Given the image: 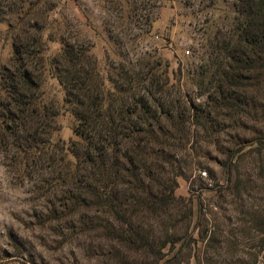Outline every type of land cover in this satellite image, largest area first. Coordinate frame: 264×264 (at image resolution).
<instances>
[{
	"label": "rangeland",
	"instance_id": "1",
	"mask_svg": "<svg viewBox=\"0 0 264 264\" xmlns=\"http://www.w3.org/2000/svg\"><path fill=\"white\" fill-rule=\"evenodd\" d=\"M237 2L41 0L32 17L43 27L44 55L57 54L60 40L69 38L91 47L102 73L108 54L119 61L161 58L174 98L202 105L210 122L206 132L189 126L187 148L173 153L175 200L167 212L127 216L149 232L156 249L176 241L162 259L116 238L110 226L118 229L120 222L110 211L66 209L62 204L71 203L62 187L53 195L39 190L42 176L11 164L0 150V264H264V77L242 71L235 86L223 80L219 92L214 75L228 72L232 59L210 55L232 32ZM11 23H18L16 16L0 19V71L10 64L20 33ZM42 90L59 112L54 139L76 140L64 93L47 71ZM209 95L219 100L209 102ZM237 149L228 161L227 151Z\"/></svg>",
	"mask_w": 264,
	"mask_h": 264
},
{
	"label": "trees",
	"instance_id": "2",
	"mask_svg": "<svg viewBox=\"0 0 264 264\" xmlns=\"http://www.w3.org/2000/svg\"><path fill=\"white\" fill-rule=\"evenodd\" d=\"M40 4L41 0H0V19L16 16L18 23L10 27L20 30L12 60L0 71V150L11 164L42 176L39 190L48 188V195H53L62 187L71 203L62 204L66 209L110 211L120 222L118 229L110 226L116 238L138 243L137 248L162 259L163 251L176 241H164L156 249L149 232L127 216L167 212L175 200L173 153L187 148L189 126L206 132V111L185 97L174 98L168 66L161 58L133 62L118 56L123 60L119 61L108 54L102 73L91 47L69 38H62L59 52L47 57L43 27L32 17ZM112 40L118 44L117 38ZM210 55L232 59L228 72L219 69L218 79L214 75L219 92L223 80L235 86L242 71H258L255 80L264 77V0H238L232 32L212 47ZM46 71L57 80L75 121L77 139L69 143L54 139L59 112L44 100ZM209 96V102L219 100ZM240 150H228V161Z\"/></svg>",
	"mask_w": 264,
	"mask_h": 264
}]
</instances>
